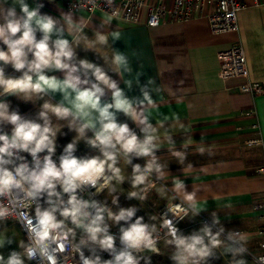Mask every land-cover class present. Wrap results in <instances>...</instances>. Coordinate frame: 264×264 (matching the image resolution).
<instances>
[{"label":"clouds","instance_id":"obj_1","mask_svg":"<svg viewBox=\"0 0 264 264\" xmlns=\"http://www.w3.org/2000/svg\"><path fill=\"white\" fill-rule=\"evenodd\" d=\"M104 3L110 12L100 0H76L54 17L41 12L43 3L0 0V264H152L153 255L173 264L225 257L227 264H264V255L249 250V234L226 229L215 211L189 234L176 226L206 211V201L157 152L167 147L184 176L192 175L191 126L159 111L154 82L141 83L129 56L113 47L120 36L108 29L118 9L115 0ZM97 9L101 22L93 27ZM79 49L103 65L80 58ZM9 66L18 75L7 74ZM8 97L38 109L21 114ZM65 128L74 135L57 155ZM176 135L184 136L182 150ZM82 143L91 154L77 155ZM195 152L214 155L203 141ZM153 194L167 211L147 221L137 206L120 204L123 195L143 206Z\"/></svg>","mask_w":264,"mask_h":264},{"label":"crops","instance_id":"obj_2","mask_svg":"<svg viewBox=\"0 0 264 264\" xmlns=\"http://www.w3.org/2000/svg\"><path fill=\"white\" fill-rule=\"evenodd\" d=\"M67 1L28 0V3L30 6L43 3L42 13L59 17L61 11L67 12ZM243 2L244 7L237 12V32L213 33L205 16L206 8L199 7L190 19L164 18L152 27L145 24L147 9L143 7L138 23H127L118 16L108 30L119 33L120 40L113 47L129 56L134 69L142 74L141 83L154 82L153 96L160 104L159 111L169 116L179 114L191 126L192 146L186 150V163L193 165L192 175L185 177L182 166L163 147L157 155L168 160L169 172L184 180L188 191H192L193 185L201 189V201H206L207 206L203 213L215 211L225 226L241 229L257 240L255 231L264 223V212L254 209L255 203L264 201V174L259 171L264 166V92L252 96L242 91L240 86L245 78L228 75L221 68L219 57V51L240 42L248 78L264 83V0ZM100 22L101 12L97 11L93 27ZM86 31L92 35L90 29ZM78 54L80 58L104 63L92 51L79 49ZM6 72L18 75L10 66ZM110 74L120 80L118 75ZM120 86L124 87L123 81ZM250 109H254V114H245ZM119 119L123 122L127 118L121 114ZM254 122L258 128L252 127ZM64 133L61 136L70 142L74 133L68 130ZM254 137L260 143L246 145ZM174 140L177 150H182L184 136L176 135ZM201 141L211 147L214 155L195 152ZM79 147L87 149L83 143ZM160 202L166 206L164 201Z\"/></svg>","mask_w":264,"mask_h":264},{"label":"built area","instance_id":"obj_3","mask_svg":"<svg viewBox=\"0 0 264 264\" xmlns=\"http://www.w3.org/2000/svg\"><path fill=\"white\" fill-rule=\"evenodd\" d=\"M253 2L257 3V0H253ZM74 3H76V0H68L66 2L65 6L67 11L71 9ZM115 6L118 9V16L125 22L132 24L139 22L141 9L146 7L145 24L149 27L159 25L164 18L177 21L190 19L196 7L202 9L206 8L205 16L208 21L209 29L213 33H227L238 31L237 12L244 7V2L243 0H115ZM100 7L104 11H111L108 5L104 3V0H100ZM97 11L101 12L99 9L95 12ZM219 57L221 60V68L226 71L228 75L245 78V81L240 86L242 91L248 92L252 96H257L264 92V83L248 78L246 56L240 42H234L228 48L219 51ZM245 114H254V109L246 111ZM252 127L258 128L257 123L254 122ZM257 142L260 143V139L254 137L247 140L245 143L251 146L259 144ZM57 155H59L58 152ZM261 168H264V166L259 169ZM261 173L264 174V172ZM101 195L97 198L101 199ZM254 209L264 212V201L255 203ZM166 211V206H164L158 214L163 215ZM170 216L171 214H169V217ZM199 216L202 222L210 223V220L201 213ZM179 222L180 221L176 222V226ZM236 230L243 231L241 229ZM112 232L118 233V229L113 228ZM255 235L257 237L256 248L254 251L251 249L249 250L255 256L264 255V223L257 227ZM158 256L159 255L152 256V264L157 261ZM247 256L253 259L252 255ZM104 258L107 259L109 257L107 254H104ZM32 264H35V262H32Z\"/></svg>","mask_w":264,"mask_h":264},{"label":"rangeland","instance_id":"obj_4","mask_svg":"<svg viewBox=\"0 0 264 264\" xmlns=\"http://www.w3.org/2000/svg\"><path fill=\"white\" fill-rule=\"evenodd\" d=\"M8 99L11 102L12 108H18L21 114L32 115L38 109V104L37 105H33L30 102L29 103H25V102H22V101L18 100L16 97H8ZM6 130H10V127L7 128ZM66 130H67V128H65L63 131L66 132ZM63 137L64 136H59L58 137V145L59 146H63L62 143L65 144V142H66V140L63 139ZM67 143L68 142H66V144ZM59 148L62 150L63 147L62 148L59 147ZM84 154H91V153L89 152L88 149H86L85 151H83L79 147L78 148L77 155H84ZM134 163H141V164H143V161L142 160H136V161H134ZM128 171L130 172L131 169L129 168ZM124 187L127 188L128 185L125 184ZM103 198H104V194L101 195V199H103ZM160 203L161 202H159L158 204L156 203V197H155L154 194H153V196L148 201H146L144 203L143 206H141L140 205V202L136 201L135 199H133V200H127L125 198V196H123V195L120 197V204H121V206L128 207V206H131V205H135L138 208H140V211L137 213V215L144 216L145 217V221L148 220V216L150 214H155V213H159L160 212V210L164 207V204H160ZM201 214L204 217H206L207 219H209L210 222H211V215L210 214H207V213L205 214L203 212H201ZM201 223H202L201 217L198 215L195 219H191L190 220V219H187L186 218L185 220L180 221L177 224V227H179L185 234H189L192 230L198 229L201 226ZM224 226H225V224H224ZM225 228L226 229H234V227H228V226H225ZM255 240H256V238H253V239L252 238H249V243H248L249 249H251L253 251L256 248V246H254ZM16 247H17L16 244H13L10 247H6L4 249L5 254H7L8 251H10L11 249L16 248ZM248 257H250V256H248ZM250 259H251V261L253 260L251 257H250ZM227 260H228L227 257H225V258H219V259H215V260L211 261V264H227ZM154 264H173V262L168 258L167 255H159L158 258H157V261Z\"/></svg>","mask_w":264,"mask_h":264},{"label":"trees","instance_id":"obj_5","mask_svg":"<svg viewBox=\"0 0 264 264\" xmlns=\"http://www.w3.org/2000/svg\"><path fill=\"white\" fill-rule=\"evenodd\" d=\"M245 259H247L248 261H251L250 257L246 256Z\"/></svg>","mask_w":264,"mask_h":264}]
</instances>
